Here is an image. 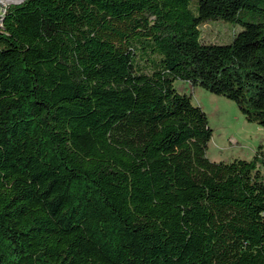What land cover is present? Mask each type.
I'll use <instances>...</instances> for the list:
<instances>
[{
  "label": "trees",
  "instance_id": "16d2710c",
  "mask_svg": "<svg viewBox=\"0 0 264 264\" xmlns=\"http://www.w3.org/2000/svg\"><path fill=\"white\" fill-rule=\"evenodd\" d=\"M212 21L240 29L204 42ZM176 80L264 126V0L5 6L0 264H264V146L210 160Z\"/></svg>",
  "mask_w": 264,
  "mask_h": 264
},
{
  "label": "rangeland",
  "instance_id": "374dc122",
  "mask_svg": "<svg viewBox=\"0 0 264 264\" xmlns=\"http://www.w3.org/2000/svg\"><path fill=\"white\" fill-rule=\"evenodd\" d=\"M21 0H0V8ZM242 15V13H241ZM238 24L212 21L200 26L204 42L226 44ZM230 39V40H229ZM174 87L191 96L195 105L206 113L212 136L207 148V157L213 161L232 163L237 159L249 160L259 145L264 146V126L246 120L237 105L222 95L215 94L199 85L192 86L180 80ZM264 180V167H261Z\"/></svg>",
  "mask_w": 264,
  "mask_h": 264
},
{
  "label": "built area",
  "instance_id": "2783aa9c",
  "mask_svg": "<svg viewBox=\"0 0 264 264\" xmlns=\"http://www.w3.org/2000/svg\"><path fill=\"white\" fill-rule=\"evenodd\" d=\"M5 7L4 8H0V15L2 14V12L4 11Z\"/></svg>",
  "mask_w": 264,
  "mask_h": 264
},
{
  "label": "water",
  "instance_id": "95a60500",
  "mask_svg": "<svg viewBox=\"0 0 264 264\" xmlns=\"http://www.w3.org/2000/svg\"><path fill=\"white\" fill-rule=\"evenodd\" d=\"M21 1H22V0H21ZM21 1H20V2H21ZM17 3H19V2H17Z\"/></svg>",
  "mask_w": 264,
  "mask_h": 264
}]
</instances>
